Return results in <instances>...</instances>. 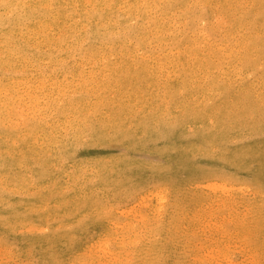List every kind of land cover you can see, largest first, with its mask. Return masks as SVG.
<instances>
[{
  "label": "rangeland",
  "instance_id": "374dc122",
  "mask_svg": "<svg viewBox=\"0 0 264 264\" xmlns=\"http://www.w3.org/2000/svg\"><path fill=\"white\" fill-rule=\"evenodd\" d=\"M0 264H264V0H0Z\"/></svg>",
  "mask_w": 264,
  "mask_h": 264
}]
</instances>
